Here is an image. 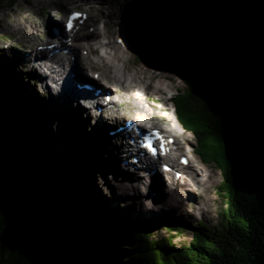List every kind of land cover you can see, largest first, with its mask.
I'll list each match as a JSON object with an SVG mask.
<instances>
[{
    "label": "trees",
    "instance_id": "16d2710c",
    "mask_svg": "<svg viewBox=\"0 0 264 264\" xmlns=\"http://www.w3.org/2000/svg\"><path fill=\"white\" fill-rule=\"evenodd\" d=\"M135 35L151 56L171 66L189 86L176 101L182 121L201 141L204 158L221 170L218 191L225 207L220 224L199 222L184 245L146 233L116 235L113 214H103L89 192L72 188L73 169L66 159L59 161L55 173L49 169L42 175L41 158L47 151L33 149L28 114L16 122L0 113L2 149L18 158L37 183L34 189L24 179L19 180L23 186L12 182L0 162V264H264V65L251 57L248 63L256 64L253 78L234 66L227 79L212 64L211 48L178 33L170 37L148 30ZM6 89L9 84L1 74V94ZM7 107L12 113L13 106ZM42 134L47 141L48 133ZM24 187L45 211L48 198L53 199L67 235L43 228L35 199L28 201V208L23 204Z\"/></svg>",
    "mask_w": 264,
    "mask_h": 264
},
{
    "label": "rangeland",
    "instance_id": "374dc122",
    "mask_svg": "<svg viewBox=\"0 0 264 264\" xmlns=\"http://www.w3.org/2000/svg\"><path fill=\"white\" fill-rule=\"evenodd\" d=\"M65 2L66 0H53V2L52 0H0V75L4 72L6 75L13 77L12 80L6 79L9 84V89H6L4 94H1L0 92V96L2 95L0 101V113L3 115L8 114L11 121L15 119L16 122L20 120V115H23V113L28 114L27 118L31 121L30 127L33 129V133H30L29 135L34 144L33 149L38 150L39 153L42 151L45 153L47 151L46 155L43 154L41 158V163L44 166L43 169H41L42 175H44L45 170L48 171L51 169L53 172L56 171L59 161L66 163L64 162L65 159L70 163L69 169L75 168L74 171H77L78 160L82 158L84 152H81L82 149H78L77 138L68 142V136H63V138L56 136L54 126L50 129L49 123H46V115L51 112V114L53 113V116L56 117L59 110L57 111L54 106L55 104L51 102L52 108L43 111L42 100H48V98L52 99L55 94H52L51 96L47 95L45 90L46 85L42 82V79L38 76H34L33 71H30L29 64L28 62H24L22 53L25 52L32 57L33 50L30 49H34L35 46L41 45L50 38L51 30L50 25H48L47 22L50 21L53 24H60L69 10L80 9L87 11L90 14L89 25L92 24V22H95L97 28L105 26L106 23L108 24V20L109 26L112 28L110 30L113 31V34H117L118 28L122 27L123 36L121 35L120 40L123 44L127 43L129 39L128 29L130 27L135 28L137 26H145L156 32H161L164 35L173 36L178 33L182 37L189 38L208 48H212L215 53L219 52L226 57L231 68L234 66L241 68L247 76L252 78L256 72V64L254 62L248 63L249 58H260L261 65H264V47L261 45H255L254 47L250 46V48L244 49L239 46V52L236 54L237 56L234 57V54H231L230 51L225 49L226 46L223 45L224 41L229 40L230 35H226V33L220 29V22H216L210 15H203L199 8L194 7L193 5L187 10H180L176 4L170 2L162 3L161 0H97L89 4L85 0H69L67 4ZM55 11L56 13L58 12L56 16H54ZM163 11L164 15H162ZM216 25L219 26V28ZM216 29L218 30L217 32ZM88 30L94 31V26L90 25ZM30 31L32 33H30ZM199 31H201V33ZM219 31L223 38L226 37L223 40L221 39L220 45L219 41L214 40L216 33L217 37H221ZM208 40H210V43ZM81 44L85 45V38L81 39ZM131 52L133 51H130L129 53L118 52L123 58L122 62L127 65L131 72H134L136 67L149 62L148 64L153 67L157 66L165 72H171L173 74L172 77H174L171 83L172 86H175L174 89H167V92L159 94V97H156V100L151 98L152 101L150 100L149 102H146L147 107H149V109L156 108L155 111L163 115L166 111L162 110L161 105L166 103V106L175 109V113L180 116L179 113L181 107L178 102L174 101V97L177 99L179 95L184 94V92L188 90L189 86L187 83H185L178 73L170 68H166L157 60L149 59L147 56L144 57L141 53H138L137 55V52L134 56ZM94 68L101 70L98 66H94ZM90 80L93 81L92 79ZM51 85L53 84L51 83ZM120 87H118V89L122 90V87ZM36 88H41L42 95L34 92ZM112 90H114V88ZM10 93L13 94V96H11L12 98H10ZM8 98L10 100L9 102L7 100ZM8 104L13 106L14 110L12 113L8 111ZM17 104L19 105V108L16 107ZM124 106V109L122 110L123 118L131 117L135 119L138 117L139 112L137 111L138 109L134 108L135 106H128V104ZM84 117L87 118L86 116ZM84 117L83 119L81 118L82 121L89 120ZM118 119L122 120V117ZM115 121L116 120H114L112 124L115 123ZM150 121L153 122V126H159L168 130L181 128V131H183L184 134H179V136L183 137L181 138V141L184 143L183 148L192 151L193 158L196 161L198 160L201 166L216 177V182L203 193L207 197L217 196L215 204L211 207L209 212L206 214L197 212L194 217L188 221H180L179 218L173 214L160 217L155 215L157 214L156 212L147 213L144 217L138 216L137 214H127L125 210H121V212L119 210V213L117 214L116 210L118 207H116V202L114 201L113 187L108 181L106 175L108 174V170L107 168L104 169L105 164L107 167H109V165L105 161L106 157L102 156V154L101 158L96 160L97 162H94V164H91L89 161L88 163H86V161L81 162L82 174L80 172L77 173L79 174V186L77 188L79 189V187H81L80 191L89 192L93 200L95 199L100 205L103 203L104 207L99 206L98 208L100 211H103V214H113L114 218H110V223L111 228H113L112 232L116 233V235L125 238L132 235V233H146L152 234L154 237H162L164 241L171 240L170 243H172V245H184L189 243L192 239L193 229L199 224V222H206L212 226L220 224L221 214L225 205L224 198H222L218 189L220 186L222 187L221 182L223 176L220 168L215 162H208L204 158L202 152L199 150L201 141L198 135L189 129L186 123L182 121L181 116L178 120L180 121L179 124L174 123V120L168 122L160 117L151 118ZM75 123L76 121L72 120V124L75 125ZM104 125L103 119L102 127H104ZM92 128L95 129V134H92V137H95L98 134V130L95 125L90 122L89 129L92 130ZM43 130L48 133V138H51L52 144L49 145L45 140V136L42 134ZM99 132H102V135L104 134L102 129ZM24 137L27 138L26 135H24ZM55 143H58V145ZM74 149L75 153L77 152V155L75 156L77 159L74 157ZM83 157L87 160H92L95 158V154L93 151H89V157L88 153L83 155ZM102 160H104L103 165ZM116 163L120 165L121 161ZM209 164L212 166V169L210 170L208 169ZM122 166L123 165L121 164V167ZM72 184V188L77 189L74 188V180L72 181ZM48 186L52 187V184L48 183ZM201 190L202 189H199L198 191L201 192ZM178 199L179 197L176 200ZM187 200L190 202V197H188ZM194 205L201 206L202 204ZM124 223H127V225L130 223V225L126 226L127 230L124 229ZM115 226L118 230L114 228ZM175 226H178L176 230L171 229V227L174 228Z\"/></svg>",
    "mask_w": 264,
    "mask_h": 264
},
{
    "label": "bare ground",
    "instance_id": "6f19581e",
    "mask_svg": "<svg viewBox=\"0 0 264 264\" xmlns=\"http://www.w3.org/2000/svg\"><path fill=\"white\" fill-rule=\"evenodd\" d=\"M85 1L89 4L97 0ZM67 2H69V0H66L65 3L67 4ZM161 2L174 3L180 10H187L193 5L194 7L199 8L203 15H210L216 22H220V29H222L226 35H230V37L228 36L229 40L224 41L223 45L226 46L225 49L230 51L231 54H234V57L237 56L236 54L239 52V46L244 49L250 48V46L254 47L255 45H261L264 47V0H161ZM57 14L58 12L56 13L55 11L54 16ZM162 15H164V11ZM107 22L108 24L105 22V26L100 28H97L95 22H92L90 25L94 26V31H89L86 26L84 27L87 31H84L80 38H85L86 46L82 45V51L84 49L86 54H82L80 51V60L74 69L65 68L64 58H59V60L62 61L61 71L67 77V83L71 86L67 92H63L61 84L58 83V72L55 69L54 63L60 65L59 60H55L54 58L50 59L52 61L48 60L46 52H34V59L25 52L22 53L24 62H28L29 64L30 71H33L34 76H38L46 85L45 90L47 95L51 96L52 94H55L53 97L54 99L48 98V100H42L43 111L52 108L51 102L55 104V109L57 111L59 110L56 117L53 116V113L51 114V112L46 115V123H49L50 129L54 126V132L58 137L60 136L63 138V136H68V142L77 138L78 143H76L78 145H76L78 146V149H82L81 152H84L83 155L88 153L89 157V151H93L95 154V158L92 160H87L82 155V158L78 160L79 162L77 163V171H74L75 168H72V180L75 182L74 188L79 186V174L77 173L82 171L81 162L86 161V163H88L89 161L91 164H94V162H97L96 160L101 158L102 154V156L106 157L105 161L109 165V167H107L105 164L104 169L107 168L108 174L106 175L108 181L113 187L114 201L116 202V207H118L116 210L117 214L119 213V210L120 212L121 210H125L127 214H137L138 216L144 217L147 213L156 212L157 214L155 215L160 217L173 214L177 216L180 221H188L193 218L197 212L206 214L215 204L217 196L207 197L203 193L216 182V177L201 166L198 160L196 161L193 158L192 151L183 148L184 143L181 141V138L183 137L179 136V134H184L183 131H181V128H176L175 131L177 134L174 133L172 136L175 138V149L180 152V155L185 156L186 158V165L183 166V172L185 173L183 183H176L175 180L168 176L165 177L163 174H161L158 179H152L151 177L146 179L143 173L132 174V172L125 171V168L121 167V164L118 165L116 163L122 161L120 158L124 151L122 150V147L119 148V150H116V137L110 135L108 130L114 120H117L120 117L123 118L122 110L124 109V105L128 104V106H135L134 108L138 109L139 118L146 117L149 120H151V118L160 117L168 122L174 120V123L179 124L180 121L178 120L180 119V116L175 113V109L166 106V103H163L162 105L160 104L162 110L166 111L163 115L155 111L156 108L154 106L155 109H149V107H147L146 102H149L151 98L156 100V97H159V94L166 93L167 89H174L175 86L171 85L174 79V77H172L173 74L171 72H165L157 66L153 67L148 64L149 62L136 67L134 72H131L127 65L122 62L123 58L119 53H129L130 51H133L131 52L133 55L136 53V50H133L132 45L129 46V42L132 39L129 37L127 43L123 44L120 40L121 35L123 36L122 27L118 28L117 34H113V31L110 30L112 28L109 26V21L107 20ZM217 27L219 28V26ZM136 29L137 28L130 27L128 29V35L130 36L132 31L136 33ZM217 31L218 30L216 29V32ZM199 32L201 33V31ZM30 33L32 32L30 31ZM220 36L221 37H217L216 33V37L214 38V40L219 41V45L221 44V39L223 40L226 38H223L221 33ZM208 42L210 43V40H208ZM74 51H76V48ZM28 56L32 59L28 58ZM68 58H70V55H68ZM147 58L152 59L151 56H148ZM94 66H98L101 69H97L101 75V80H97L98 84L106 91L112 93L111 106H105L107 108V113L104 116H101L102 120L101 117L97 118V107H94L93 111L88 103L85 102V98L82 100L78 99L79 93L75 87L77 82L90 80L87 70H89V68H94ZM71 72L75 73L74 78H68ZM3 73L4 72L1 74L5 80L13 79V77ZM51 83L53 85H51ZM120 86L122 87V90L118 89ZM113 88L114 90H112ZM34 92L42 95L41 88H36ZM86 93V98L97 99V96L93 92L86 91ZM104 97L105 94L100 97L101 106L105 104V100H103ZM75 104L78 107H76ZM16 107L19 108V105ZM85 115L87 118L84 117ZM83 117L89 120L82 121ZM94 117L95 120L91 121ZM126 118L128 117H124L123 119ZM103 119L105 124L104 127H102ZM72 120L76 121L75 125L72 124ZM89 121L95 125L98 130V134L95 137H92V134H95V129H89ZM101 129L104 132L103 135L102 132H99ZM161 129L169 131L165 128ZM47 142L49 145L52 144L51 138H48ZM55 144L58 145V143ZM76 155L77 152L75 153L74 149V157ZM102 161L103 165L104 160ZM171 161L174 165L179 164L175 158H172ZM208 169H212L210 164ZM199 189H202L201 192L198 191ZM178 197L179 199L176 200ZM188 197H190V202L187 200ZM194 204L202 205L195 206ZM99 206L104 207V204L101 203L100 205L99 203ZM123 225L124 229L127 230V223Z\"/></svg>",
    "mask_w": 264,
    "mask_h": 264
},
{
    "label": "water",
    "instance_id": "95a60500",
    "mask_svg": "<svg viewBox=\"0 0 264 264\" xmlns=\"http://www.w3.org/2000/svg\"><path fill=\"white\" fill-rule=\"evenodd\" d=\"M135 28H137L136 33L141 34V35H142V33L147 32L148 30L154 31V30H152L148 27H145V26L144 27L143 26H137ZM154 32H156V31H154ZM156 33H158L159 35H162V36H169V35H164L161 32L160 33L156 32ZM133 35L136 36L135 32L132 31V33L130 34L129 37H131V39H133L134 42L136 43L135 49H136L137 53H141L142 55H144V57L151 56L148 49L144 46V44L136 38L137 36L134 37ZM170 37H172V36H170ZM185 39L190 41V42L193 41L189 38H185ZM198 44L201 47L208 48V47H206L200 43H198ZM211 57H212V64H216L222 68L224 77L227 79L232 78V72L230 71L231 65H230L229 61H227L226 57H224L223 54H220L219 52L215 53V51L213 49H212ZM151 58L154 60H157L154 56H151ZM158 62L161 63L160 61H158ZM161 64H163V66H165L166 68L172 69V67L169 65H166L164 63H161ZM173 71H175V70H173ZM184 93H186V91ZM174 101H176L175 97H174ZM0 162L2 164V168L8 174V176L12 182L18 183L21 186H23L19 180L24 179L28 183L31 182L34 189L37 188L36 187L37 183L35 182V180L33 181L30 178V175L27 172L26 167L23 165V163L18 158H13L10 152L3 150L1 145H0ZM24 189L27 191V193L23 196V204L26 208H28L29 207L28 201L30 199L34 200L36 197L29 187H24ZM34 201H36V202H34L35 203L34 209L37 212L36 216L39 218V220L43 224V228L47 229V230H51V231L57 229L60 232H62L63 235H67L68 231L63 226V224L61 223V220L59 219V217L57 215L56 209L54 207L53 199L51 197L48 198V205H49L48 211H45V208L39 204L37 199H35ZM59 226H61V227L59 228Z\"/></svg>",
    "mask_w": 264,
    "mask_h": 264
},
{
    "label": "snow or ice",
    "instance_id": "6c2138e0",
    "mask_svg": "<svg viewBox=\"0 0 264 264\" xmlns=\"http://www.w3.org/2000/svg\"><path fill=\"white\" fill-rule=\"evenodd\" d=\"M68 26L71 27V19L68 21Z\"/></svg>",
    "mask_w": 264,
    "mask_h": 264
}]
</instances>
